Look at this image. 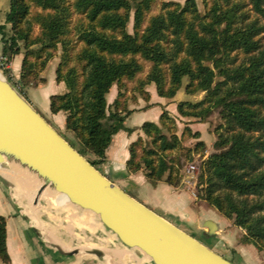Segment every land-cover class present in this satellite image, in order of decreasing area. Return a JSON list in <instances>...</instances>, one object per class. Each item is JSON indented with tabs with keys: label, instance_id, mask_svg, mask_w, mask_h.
Listing matches in <instances>:
<instances>
[{
	"label": "trees",
	"instance_id": "obj_1",
	"mask_svg": "<svg viewBox=\"0 0 264 264\" xmlns=\"http://www.w3.org/2000/svg\"><path fill=\"white\" fill-rule=\"evenodd\" d=\"M29 1L10 0L6 24L0 27L2 54L7 61L23 55L21 82L25 88L38 87L46 82L42 74L61 46L56 80L67 91L51 96L50 110L66 115L65 128L79 147L70 144L98 169L113 137L135 112L125 98L127 83L138 82L136 91L149 102L146 86L154 84L160 98L174 99L187 79L186 92H202L205 97L196 103L180 102L179 115L205 123L218 111L223 121L215 129L217 152L201 164L199 197L245 232L242 244L264 252V24L256 19L241 25L245 18L238 22L236 11L220 4L227 0H212L205 15L196 0L165 3L155 15L151 13L157 0H31L43 11L32 20ZM249 1L264 18V0ZM35 26L40 28L38 35ZM146 63L151 67L142 78ZM114 86L118 94L110 103ZM159 121L143 124L150 146L143 137L135 141L127 169L144 171L153 184L178 188L181 162L168 158V153L186 151L190 157L194 151L204 158L206 143L198 141L194 150L185 149L166 108ZM187 133L194 139L201 136L188 126ZM0 263L11 264L7 219L1 215Z\"/></svg>",
	"mask_w": 264,
	"mask_h": 264
},
{
	"label": "water",
	"instance_id": "obj_2",
	"mask_svg": "<svg viewBox=\"0 0 264 264\" xmlns=\"http://www.w3.org/2000/svg\"><path fill=\"white\" fill-rule=\"evenodd\" d=\"M0 183L33 232L60 256L105 261L111 250L96 245L82 249L64 236L49 234L47 224L35 210L44 194L61 198L63 206L92 214L95 225L107 238L139 261L234 264L105 177L47 122L1 70ZM26 193L36 194L34 210L22 200Z\"/></svg>",
	"mask_w": 264,
	"mask_h": 264
},
{
	"label": "rangeland",
	"instance_id": "obj_3",
	"mask_svg": "<svg viewBox=\"0 0 264 264\" xmlns=\"http://www.w3.org/2000/svg\"><path fill=\"white\" fill-rule=\"evenodd\" d=\"M198 9L202 13V15H205L210 12L211 6L213 5L212 0H208L207 4L204 3V0H196ZM31 6V12L29 19L32 20L36 16V14L43 13V11L36 7L35 3L33 1H29ZM186 0H157L153 11L151 15L158 14L164 10L163 5L165 3H174V4H181L184 5ZM220 4L224 8V10H234L236 11L235 14L237 15V21L240 22L245 18V21L243 24L249 23L253 20L258 19L260 24H264V18L258 16L255 11L252 9V5L249 0H227L226 1H220ZM10 11V0H0V12H3V10ZM171 8H174V6H171ZM8 11V13H9ZM7 13V14H8ZM6 14V16H7ZM3 16V13L0 15ZM78 17L74 18L75 25L78 24ZM6 23V18H3L0 20V23ZM133 16L131 17V22L128 26V31L130 33H133ZM8 34H11V25L7 24V30ZM40 32L39 26H35L34 33L35 35H38ZM2 37V36H1ZM0 37V63L3 66V69L0 68L2 73L5 75L6 78L12 81V83L17 87V89L21 92V90L24 91L25 94H23L25 97H30L28 93L30 92V89H39L41 86H46L47 93H50L48 95H58L63 94L67 91L66 85L64 83H58L56 80V69L60 62V55L62 54L61 46L59 47V51L57 53V56L53 58L48 66L46 71L42 74V77L46 80L44 84H41L38 87L30 86L28 88H25L21 82V63L23 60V55L17 56L12 61H7V59L3 56V45ZM261 42L264 43V33L261 35ZM24 51V50H23ZM233 56H236L238 60L242 59V56L240 53H234ZM4 62V65H3ZM150 64H145V70L143 74L140 76L142 78H145L150 70ZM188 84V80L185 79L184 81V87L183 89L178 93V95L174 99H163L160 98L157 94L156 86L154 84H151L149 86L145 87V90L150 93V101L147 102L144 100L143 96L136 91V87L138 86V82H129L127 83V88L124 90L125 98H127L129 108L131 110L136 111L133 113L123 124V128L118 132L119 134H127L131 138L134 137V139H138L142 133V124L146 121H153L156 120L159 122V116L162 114V111L164 108H167V111L170 113L171 117L174 119L175 122V133L181 138L182 140V146H184L185 149L194 150L196 143L198 141H204L206 143V151L204 152V158L200 156V154L195 153L193 151V154L190 155V157H187L186 151H173L171 153H168V158H179L181 162V173H182V182L180 187H190L194 190L196 196H197V206H200L201 208L205 209L201 212V215L206 214L207 212H212L213 214H217L219 218H221L224 221V228L225 231L227 230L229 234H231L233 237L229 240L230 246H232L235 251H241L240 253L232 251L230 257L232 260H234L237 263L239 262V256H244L245 262H241V264H264V252L258 251L255 247L252 245H244L240 242V236L241 233L238 232V228L234 227L233 222L231 220H228L224 216H222L218 211H216L214 208L210 207L207 203H203V200L201 201V198L199 197V174L201 169V164L203 160H205L210 154L217 152V150L213 147V143L217 139V135L215 132L216 127H218L220 124L223 123L222 119L220 118L219 112L215 111L212 116L209 118V120L205 123H202L196 119H190V118H183L179 115L177 106L180 102L183 101H190L193 103L199 102L204 99L205 93L199 92L194 95L188 94L185 90L186 85ZM118 94V88L117 86H114L111 94L109 96V102L112 103ZM51 98V97H50ZM49 99V98H48ZM49 102H46L45 105H48ZM159 104H163L165 107L161 108ZM37 109L39 111H42L45 113V117L51 122L52 127L58 131L59 133H63L62 135H65L64 137H67L68 141L75 147H79L78 142L74 139L72 133L69 134L65 129H63V123L66 119V115L64 113H60L58 118L56 120L51 119L50 115L47 113L46 108L44 106H39L37 104ZM142 109H149L152 111L153 116L151 115V112L148 111H137ZM190 127L192 129V132L196 133L199 132L201 134L199 139H194L189 136V134H185V128ZM164 133L169 135L167 130H164ZM121 136V135H120ZM146 141V145L150 146V139H148L145 135L143 137ZM190 165H195L196 170L194 171V174H188L187 168ZM99 167V166H98ZM30 183L28 182V186ZM179 187V188H180ZM24 195V196H23ZM22 195V200L24 201V204L27 205V207L31 210H34L35 204L34 201L36 200V194L33 193H26ZM186 195V194H185ZM188 196V194L186 195ZM189 197V196H188ZM53 199L51 196H47V194L42 195L39 197L37 206L38 208H35V210L39 213V216L42 218V220L45 222V229L49 234H54L56 236H64L71 243H73V246L79 247V248H86L88 246H107V242L109 241V238H107V235H105L101 229L95 225V221L93 220V215L88 213H83L78 210H73L69 208L66 205H62L63 202L61 198L54 197ZM57 198V199H56ZM56 200V201H55ZM208 209V210H207ZM229 222V223H226ZM111 241V240H110ZM109 243V242H108ZM111 245V244H110ZM231 248V249H232ZM239 255V256H238Z\"/></svg>",
	"mask_w": 264,
	"mask_h": 264
},
{
	"label": "crops",
	"instance_id": "obj_4",
	"mask_svg": "<svg viewBox=\"0 0 264 264\" xmlns=\"http://www.w3.org/2000/svg\"><path fill=\"white\" fill-rule=\"evenodd\" d=\"M8 11L9 8L6 11L3 10V12H0V15L3 13L4 18H6ZM3 16H1V19ZM5 24L4 22L0 23V27ZM48 94L50 93H47L46 86H41L39 89H30L28 93L30 97H27V99L51 125V122L45 117V113L39 111L36 107L37 104L44 106L51 119L56 120L58 118L60 113L55 115L50 110V97L52 95ZM46 102H49V104L45 105ZM159 106L161 108L165 107L163 104H159ZM137 111H148L152 113L149 109ZM151 115L153 116V113ZM154 123L159 122L156 120ZM63 129L67 131L65 121L63 123ZM67 132L71 134L69 131ZM60 134L62 135L63 133ZM62 136L64 137L65 135ZM140 137H144V132ZM64 138L68 141L67 137ZM138 139L135 140L134 137L131 138L127 134L117 133L113 137L111 146L107 150L105 160L98 167L99 171L134 199L201 241L218 254L224 256L229 261L234 264L245 262L244 256L238 255L240 263L231 259L230 255L232 251L237 253L241 252L238 250L235 251L230 246L229 240L233 236L227 230L225 231L224 221L217 214L207 212L201 215V212L205 209L197 206L198 198L193 189L189 187L175 188L165 182L153 184L148 180L144 171L137 173L128 171L127 162L130 158V146ZM185 194H188L189 197ZM203 203L206 202L203 201ZM0 215L7 219V250L11 264H148L145 260L139 261L128 250L114 243L112 240L110 241V239L108 248L111 250V254L105 261L88 256H60L44 244L33 232L30 225L23 219L19 210L16 208L12 196L1 183ZM238 232L241 233V236L245 233L239 228Z\"/></svg>",
	"mask_w": 264,
	"mask_h": 264
},
{
	"label": "built area",
	"instance_id": "obj_5",
	"mask_svg": "<svg viewBox=\"0 0 264 264\" xmlns=\"http://www.w3.org/2000/svg\"><path fill=\"white\" fill-rule=\"evenodd\" d=\"M3 65H4V62H3ZM0 68L3 69V66L2 64L0 63ZM11 81V80H10ZM12 82V81H11ZM196 170V166L195 165H190L188 168H187V173L188 174H194V171ZM190 188V187H189ZM192 189V188H191Z\"/></svg>",
	"mask_w": 264,
	"mask_h": 264
},
{
	"label": "bare ground",
	"instance_id": "obj_6",
	"mask_svg": "<svg viewBox=\"0 0 264 264\" xmlns=\"http://www.w3.org/2000/svg\"><path fill=\"white\" fill-rule=\"evenodd\" d=\"M25 185L27 186V185H28V182H27V183H25ZM108 242H109V241H108ZM108 242H107V245L109 244ZM116 251H117V250H116ZM118 251H119V249H118Z\"/></svg>",
	"mask_w": 264,
	"mask_h": 264
}]
</instances>
